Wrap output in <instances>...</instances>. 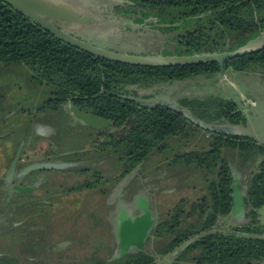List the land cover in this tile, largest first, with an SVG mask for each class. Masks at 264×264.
I'll return each mask as SVG.
<instances>
[{
  "label": "trees",
  "instance_id": "1",
  "mask_svg": "<svg viewBox=\"0 0 264 264\" xmlns=\"http://www.w3.org/2000/svg\"><path fill=\"white\" fill-rule=\"evenodd\" d=\"M129 2L159 16L166 23L177 24L170 25L169 30L183 29L182 34L177 36V54L233 51L264 33V0ZM0 65L27 67L32 82L47 91L48 98L36 108V112L60 111L64 105L71 104L82 113L112 122L115 130L101 131L102 140L97 148L101 152L99 159L106 161L108 167L95 173H91V169L77 168L74 172L90 175L78 180L71 187L72 191L94 188L97 182H102L111 184V188L103 190L102 194H107L113 185L121 182L133 170L143 169L151 155H165L173 140L181 141L200 131L207 134L204 138L207 143L205 148L180 152L172 158L171 163L167 162V165L197 169L200 180L205 183V187H197L207 193L193 201L183 199L168 213L167 219L155 227L154 233L170 238L164 254H172L174 263L264 264V224L259 212L264 206V144L247 135L205 130L169 106L143 104L130 88L136 84L151 86L157 82L216 75L220 72L217 62L159 67L113 61L67 44L0 0ZM253 67L264 72V48L225 61L226 70L241 72ZM178 103L194 118L208 123L244 126L247 122L239 103L219 96L184 97ZM224 149L236 151L243 161L254 158L257 161L259 156H263L248 181L246 221L225 231L218 229V221L233 210L235 188L234 169ZM99 202L102 204L101 200L92 202L86 212L102 213ZM72 204L55 201L52 204H39L34 210L16 205L17 211L11 206L2 207L12 212L14 217L16 212L20 214L14 221L30 222L28 228L38 229L39 238L44 240L45 231L63 229L65 223L74 222L52 218V215L85 212L80 207L72 209ZM2 213L0 218L8 219V213ZM36 213L44 215L37 224L32 217ZM3 222L4 227H0L3 247L23 240L24 236L19 237L18 232L22 234L25 225L14 227ZM104 228L101 227L100 231L103 232ZM175 251L179 252L174 255ZM5 253L7 255L0 256V264H31L32 257L39 264H49L48 260L53 257L41 250L26 256L23 253L18 256L13 251ZM98 263L157 264L154 256L143 252L128 253L113 261L100 259Z\"/></svg>",
  "mask_w": 264,
  "mask_h": 264
},
{
  "label": "rangeland",
  "instance_id": "2",
  "mask_svg": "<svg viewBox=\"0 0 264 264\" xmlns=\"http://www.w3.org/2000/svg\"><path fill=\"white\" fill-rule=\"evenodd\" d=\"M79 1L93 11L92 13L95 19L93 24L83 25L79 29L73 30L71 33L78 35L81 39L88 42L98 44V46L114 51L127 54L171 56L163 55L162 52H173L177 45V36L181 35L183 32V29L162 31L161 28H165L166 26L158 25L157 19H155L152 24H143L146 26H144L141 32H138V29L128 30L123 24L126 23L125 25H131L132 28H135L137 24H135L132 19L135 14L131 13L127 14V16L117 17L111 12L115 7L128 5L126 0ZM258 42L264 44V33L260 36ZM133 89L139 93L138 99L149 105L166 100L177 102L183 97L204 98L209 96H221L231 99L240 104L247 118V122L242 128V131L247 136L253 138H259L264 132V76L262 71L258 68L241 72L229 69L225 71V77L221 74L197 76L183 81L176 80L174 82L157 85L152 88L134 87ZM47 98V91H43L42 87L32 82L31 73L28 71L27 67L22 65L11 67L0 65V169L4 166V169L0 172V179L4 177L9 167V164H3V153L10 152V154L13 155L17 150L18 145L16 144L20 138L17 135L20 133L22 125L26 124V126H28V128L24 130L25 133H23V135H25L34 132V125L37 121H39V123L45 122L46 124L47 122L53 123L54 117L48 113H41L34 119L32 117L33 115L29 113V111L34 112ZM31 118L33 120H30ZM43 125L45 127V124ZM14 132L15 134H12ZM9 135H13L15 138L17 136V140L10 142L8 138ZM206 135L207 134L200 131L197 135L190 136V138L181 141L175 139L171 142V148L165 155L162 156V153L151 155L145 167L143 169L140 168V171L137 170L138 172L136 175L125 185L123 191L124 201L127 196L129 197V191L135 187L136 184L134 182H143L141 184L152 201L154 214L157 216L158 220H162L167 216V213L173 210V206L182 198H188L190 201H193L197 197L202 196L205 192L202 193L200 189L197 188V185L199 181L200 183L203 181L200 180L201 175L196 171L197 169L182 165H167V162L171 163L172 158L180 152L205 148V145H207L204 140ZM79 143L80 138L77 136L76 144L78 145ZM3 146L4 148L2 149ZM88 146L89 145H87V147ZM224 151V154L236 153L230 149H224ZM231 162L239 166V164L242 163V158L239 156L237 160V158L231 157ZM257 163L258 160L250 159L247 161L245 168L239 167V175H241L240 179L244 188L248 187L250 175L255 171ZM63 176H61L60 179L65 178V182L72 181L66 176ZM62 181H64V179ZM12 196L13 194L8 193V198ZM3 204L5 206H11L6 203ZM98 204L101 205L100 207H102L103 213H107L109 220L112 222L115 218L114 214H116V205L106 204L105 199H103L102 204L100 202ZM72 205L74 206V204ZM126 211L129 213L128 208ZM228 217L230 216L222 219L221 228L219 227L220 229L227 230L231 225L236 223L234 219ZM85 220L86 219H83L80 224L83 230L93 229L91 223ZM1 225H3V223H0V226ZM93 227H96L95 224H93ZM103 230H105V228ZM108 230L110 232L111 229L108 227ZM100 232L105 235L102 231ZM0 241L1 248L4 242L2 238ZM105 241L109 242L110 240L104 237V245H106ZM11 244L13 245V250L15 249L13 253H16L18 248L17 245L12 242ZM93 245L97 247V245H99L98 241L96 245ZM157 246L159 245L150 241L147 243L146 251L156 255L155 251L157 250ZM99 253L96 255H100L102 259L114 260L113 253L105 252V250ZM23 254L26 256V253ZM76 256L82 261L89 260L92 255L84 252L76 254ZM172 260V255L164 256L163 258L157 256L159 264H172Z\"/></svg>",
  "mask_w": 264,
  "mask_h": 264
},
{
  "label": "flooded vegetation",
  "instance_id": "3",
  "mask_svg": "<svg viewBox=\"0 0 264 264\" xmlns=\"http://www.w3.org/2000/svg\"><path fill=\"white\" fill-rule=\"evenodd\" d=\"M126 1L128 2V5L122 6V7H115L111 12L113 15H116L117 17L127 16V14H131V13L135 14L133 15V18H132L135 24H137L135 28H132L131 25H125L126 23L123 24L124 26H126L128 30L138 29V32H141L144 26H146L143 24H152L154 23L155 19H157L158 25L166 26L165 28L164 27L161 28L162 31L169 30L168 27L170 25L177 26V24L175 25V24L166 23L165 21L161 20L159 16L151 13L150 11H147L146 9L140 6L134 5L132 2H129V0H126ZM58 27L61 28V26L59 25ZM71 34L79 37L78 35L74 33H71ZM79 38L81 39V37ZM88 43L91 45L98 46V44H95V43H91V42H88ZM98 47H101V46H98ZM104 49H107L113 52L124 53L120 51H114L108 48H104ZM162 54L171 55V56L172 55H182V54L176 53V46L173 52L169 53V52L164 51L162 52ZM130 55L151 56V55H145V54H130ZM257 68L258 67H253L249 69V71H251L252 69H257ZM258 69L261 70L260 68ZM218 74H220V72ZM262 74L264 76L263 71H262ZM166 83H169V82H157V83H153L151 86L136 84V85H132L130 88L132 92L137 94V98H138L139 93L135 89H133L134 87L152 88L154 86L162 85ZM228 100H231V99H228ZM143 104H146V103H143ZM146 105H149V104H146ZM153 105H162V102L153 104ZM72 107L74 106L71 104H66L62 107L63 109H61L60 111L41 112L42 114L48 113L51 116H53L54 117L53 123L47 122L46 124L45 122L39 123V121H37L34 125V132L25 134V135H23V133H25L24 130L28 128V126L25 125L26 127L23 128L24 127L23 126L24 124H23L22 129L20 130V133H18L17 135L20 137L19 141L16 144L18 145L17 150L13 153V155H11L10 152H6L7 154L3 153V158H4L3 164L4 163L7 165L9 164V167L4 177L0 179V217L3 215L2 211H5L8 213L7 215L8 219H11V220H8L7 218H3L2 220V218H0V223L4 224L3 221H5V222H8L7 223L8 225L11 224L14 227L25 225V228L22 229L23 230L22 234L18 232L19 237L22 235L24 236L23 240L19 242L17 240L16 242L14 241L18 247L16 250L17 251L16 254H18V256H20V253L35 254L39 250H41V251H45L53 255L52 259L48 260L49 264H88V263L89 264H99L98 261L102 258L100 257V255L97 256L98 255L97 253L101 252L102 250H105V252L113 253V255L121 253L122 247L120 243V238L118 236V230H119L118 217L120 215L121 208L122 207L128 208L129 213L126 215V219H130V220H134L140 217L144 213V208H148L151 212L150 214H151V219H152V227L148 233V236L145 239L144 245L142 248H139L135 245H131L126 254L143 252L145 254L154 256L157 264H159L157 261V256H161L162 258L164 256L165 257L168 256L164 254V249L166 245L169 243L170 238L158 236L154 233V230H155V227L160 222L167 219L168 213L164 219L158 220L152 208V201L150 197L146 194L145 188L141 184L143 182H134L136 185L135 187L133 186L134 188H132L131 191H129L130 195L129 197L127 196L126 198L127 200L125 199V201L123 198V191H124L125 186L118 189V183L116 185H113L112 190L107 194H102V193H103V190H106L109 187L111 188L110 183L97 182L94 188H90V189L83 190V191H72L71 190V187H73L74 184L78 182V180H82L90 175L89 173L82 175V174H78L74 172L75 170H77V168L81 167L79 169H91V173H95L96 170H102L108 167L106 166V161H104L103 159H99L101 152H99L97 148L99 147L101 140H102L101 131H103L104 129L110 130V131L115 130L114 127L112 126L111 121H110L111 124L104 128H97V127L84 124L81 120L75 117L73 111L71 110ZM31 113L33 115V116L31 115L33 119L37 118L36 116L41 114V113L36 112V110ZM33 119L31 118L30 120H33ZM43 124H45V127ZM17 136L15 138L13 135L12 136L9 135L8 138L10 142H13V140H17ZM77 136H79L80 138V143L78 145L76 144ZM87 145L89 146L87 147ZM21 147H22V152L20 154V157L18 158V161L16 162L14 173L12 174V177L9 178L8 171L10 170L11 165L14 162L17 151ZM3 148L4 146L2 147V149ZM225 155L229 159L230 163L232 164L234 173L239 175V172H240L239 167L245 168L247 161H243L242 159V163L239 164V166L238 164L234 165L231 162V157L232 158L235 157L238 160L239 154L236 152L233 154L225 153ZM261 158H263V156L261 157L259 156L257 158L258 162L261 160ZM49 161L77 163L78 166L73 167V168H67L65 170H60V169H42V170L36 169V170H31V171L25 170L26 168H28L30 165L34 163L49 162ZM79 161H82V162H79ZM3 167L0 169V172L4 169ZM62 174L63 175L65 174L64 176H66L67 178H69V180H72V181L65 182L66 181L65 178H63L64 181H62L63 179H60L61 176H63ZM240 176L241 175H239V177ZM240 183H241V186L244 192V203H245V196H246L247 188L243 187V183L241 179H240ZM200 185L201 187H205L204 186L205 183L203 182L200 183L199 181V184L197 186H200ZM67 190L69 191L67 192ZM201 192L203 193V191ZM204 192L206 193V191ZM8 193L13 194V196L11 198H8ZM205 193H203V195ZM103 199L106 200V204L108 205H113V204L116 205L115 207L116 214H114L115 218L112 220V222L109 220V216L107 213L102 212L98 214H92L90 212L89 213L86 212L89 209L90 205H92V202H97L99 200L103 202ZM183 199H188V198H182L180 201H178L173 206V208H175L176 205L182 202ZM55 201H63V202L65 201V202H70V204L73 203L74 207L71 206L72 209H75V207H80L82 212L83 211L85 212L74 213L71 215H67V214L66 215H55V216L52 215V218H63L67 222L68 220H73L74 222L65 223L63 226V229L45 231L44 236H43L44 240H41L39 238L38 229L32 230L28 228L30 226V222L26 221L25 223H23V222L14 221V218L18 217L20 214H17L16 212L15 217H14V214L12 212H10L7 208L2 207V206H5L3 203H6V204L11 205L14 211H17L16 205L25 207L26 209H28L27 207H30L29 210H34L35 207H37L39 204H46V203L52 204ZM263 208L264 206L260 208L259 210L260 218H261ZM52 211H54V209ZM43 216L44 215H40L37 213L32 215L34 223L37 224L36 222L38 221V219ZM227 216H230L228 218L234 219L236 221V223L231 225L228 229L234 226H238L241 223H244L246 221V203H245V209H244V218L235 217L233 214V210H232L230 214L221 216L219 218V221H218L219 230H222L220 229L222 219L227 218ZM83 219H86L85 221H89L93 229L83 230V228L80 225ZM29 221H31V219H29ZM261 221L264 224V221L262 218H261ZM93 224H95L96 227H93ZM103 226H105V230L103 231L105 235H103L100 232V228ZM0 227L3 228L4 225H1ZM108 227L111 229L110 230L111 233L109 232ZM107 230L108 232L106 233ZM104 237L105 239L110 240L109 242L105 241L106 245H104L103 243ZM1 238H3V235H1V232H0V239ZM23 241H27V243L25 244ZM97 241L99 245H97L96 247L93 244L96 245ZM150 241L159 245L156 247L157 248V250L155 251L156 255L148 253L146 251L147 243H149ZM40 243L43 245L40 246ZM161 243H162V246H161ZM14 250L11 244L8 247H1L0 256L7 255V253L5 252L7 251L14 252ZM84 252L90 253L92 256H90L89 260L81 261V259L78 256H76V254H80ZM169 255H172V254H169ZM31 260H32L31 264H39L38 260L35 257H32ZM172 264H184V263L183 262L174 263V257H173Z\"/></svg>",
  "mask_w": 264,
  "mask_h": 264
},
{
  "label": "water",
  "instance_id": "4",
  "mask_svg": "<svg viewBox=\"0 0 264 264\" xmlns=\"http://www.w3.org/2000/svg\"><path fill=\"white\" fill-rule=\"evenodd\" d=\"M13 8L22 12L25 16L38 23L47 31L52 32L59 39L67 44L78 47L88 53L97 55L113 61L142 66H159L170 67L178 65H194L208 62H217L220 66V74L225 77V61L231 58L244 56L264 48V44H260L258 39L251 40L246 45L241 46L233 51H223L214 53H201L193 55H172V56H138L126 53L113 52L102 47L89 44L87 41L80 39L71 34L73 30L79 29L83 25H91L95 19L93 11L80 3L79 0H4ZM57 25V26H56ZM61 26V28L58 27ZM162 105L171 107L172 109L182 113L189 120L205 130L223 133L227 135H246L242 125L215 124L208 123L200 119L194 118L189 111L178 102L166 100ZM75 117L84 124L104 128L111 124L109 120L100 118L95 115L84 114L75 107H72ZM242 126V127H241ZM1 138V137H0ZM22 147L17 151L16 157L10 170L8 177L11 178L15 170L16 162L20 157ZM78 166L77 163L49 161L38 162L26 168V171L42 170V169H60L73 168ZM137 169L128 174L121 182L118 183V189L124 187L137 173ZM234 208L235 217L244 218V192L240 183V177L234 173ZM127 207H122L118 217V236L121 243V253L115 254L113 259L124 256L131 245L142 248L146 237L152 227L151 212L148 208H144V213L140 217L130 220L126 219L128 212ZM212 232V231H211ZM204 235V234H203ZM200 235V236H203ZM179 251H176V255Z\"/></svg>",
  "mask_w": 264,
  "mask_h": 264
},
{
  "label": "crops",
  "instance_id": "5",
  "mask_svg": "<svg viewBox=\"0 0 264 264\" xmlns=\"http://www.w3.org/2000/svg\"><path fill=\"white\" fill-rule=\"evenodd\" d=\"M254 138H256L259 142L264 143V132L261 134V136L259 138H257V137H254ZM261 218L264 221V208L262 209Z\"/></svg>",
  "mask_w": 264,
  "mask_h": 264
}]
</instances>
